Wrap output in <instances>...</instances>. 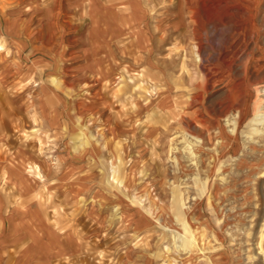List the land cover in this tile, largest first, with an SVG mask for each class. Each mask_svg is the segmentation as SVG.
I'll list each match as a JSON object with an SVG mask.
<instances>
[{"label": "rangeland", "instance_id": "1", "mask_svg": "<svg viewBox=\"0 0 264 264\" xmlns=\"http://www.w3.org/2000/svg\"><path fill=\"white\" fill-rule=\"evenodd\" d=\"M216 1L0 0V264H264V22Z\"/></svg>", "mask_w": 264, "mask_h": 264}, {"label": "crops", "instance_id": "2", "mask_svg": "<svg viewBox=\"0 0 264 264\" xmlns=\"http://www.w3.org/2000/svg\"><path fill=\"white\" fill-rule=\"evenodd\" d=\"M218 2L219 0H217L214 4H217ZM207 3V0H177V2L171 4L174 9L171 10V12H168L165 16H162V19L167 22V26H169L170 31H179V34L184 37L187 35L189 37H194L196 24L204 21L203 13L205 12L203 10L206 7L204 5ZM229 4H234L237 9L233 13V16L236 17L234 18V22L237 31L242 30L244 31L243 33H245L247 30H250L251 35V33H255L258 29L257 18L259 22H264V0H227L226 5ZM175 5L178 6L177 9L175 8ZM256 5L257 7L262 6V16H256ZM251 7H253V10H251ZM160 19L161 16H158V21ZM216 19L222 22L224 21V16L219 18L221 20H219L218 17H216ZM39 227L40 229L42 228L41 226ZM49 234L57 241L62 238L61 235L47 228L45 225L44 229L39 232V236L37 237L39 241H44V244L46 245L47 240H45V237L50 236Z\"/></svg>", "mask_w": 264, "mask_h": 264}, {"label": "bare ground", "instance_id": "3", "mask_svg": "<svg viewBox=\"0 0 264 264\" xmlns=\"http://www.w3.org/2000/svg\"><path fill=\"white\" fill-rule=\"evenodd\" d=\"M221 5V4H220ZM233 124H234V122H233ZM237 126H238V122L237 121H235V127H234V129L235 128H237ZM233 130V129H232ZM195 142V141H194ZM201 177V176H200ZM201 179V178H200ZM195 180V179H194ZM197 180V179H196ZM199 181V180H198ZM184 183V182H183ZM182 183V184H183ZM180 184V183H179ZM201 184V183H200ZM191 185V184H190ZM180 186H182V185H180ZM192 186V185H191ZM196 186V185H195ZM198 186V185H197ZM189 188V187H188ZM191 188V187H190ZM189 188V189H190ZM184 190H186V189H184ZM197 191V190H196ZM185 192H187V191H185ZM188 193V192H187ZM199 195V194H198ZM190 197V196H189ZM198 197V196H197ZM186 198H188L187 196H186ZM185 198V199H186ZM184 199V198H183ZM192 199V198H191ZM190 199V200H191ZM188 200V199H187ZM185 202V201H184ZM187 203V202H186ZM190 206V205H189ZM188 206V207H189ZM192 206V205H191ZM186 207V206H185ZM185 217V216H184ZM192 217V216H191ZM176 218V217H175ZM178 218V217H177ZM177 221V220H176ZM218 221V220H217ZM183 222V221H182ZM181 224V223H180ZM183 229L186 231V232H189L191 235V237L197 242V239H198V231H199V228H196V227H194V226H192V224H191V222H190V218H189V216L187 215L186 216V218H184V222H183ZM172 230V229H171ZM178 232V231H177ZM180 233V232H179ZM184 242L186 243L187 242V239L185 238L184 239ZM259 243V242H258ZM256 248H257V246H256ZM260 249V248H259ZM259 251H261V250H259ZM203 252V251H202ZM261 253H262V251H261ZM255 256V255H254ZM250 259V258H249ZM209 262H211V261H209Z\"/></svg>", "mask_w": 264, "mask_h": 264}]
</instances>
